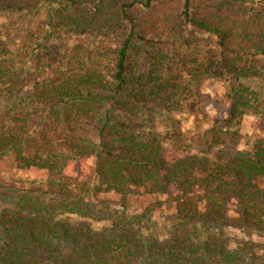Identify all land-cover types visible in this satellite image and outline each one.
Masks as SVG:
<instances>
[{"label":"trees","instance_id":"1","mask_svg":"<svg viewBox=\"0 0 264 264\" xmlns=\"http://www.w3.org/2000/svg\"><path fill=\"white\" fill-rule=\"evenodd\" d=\"M45 5L39 26L17 22ZM0 15L8 33L25 32L16 51L0 35V103L11 102L0 158L60 174L92 157L102 186L122 196L109 237L73 221L91 214L86 195L18 191L15 208L0 209V264H264L261 244L230 247L223 219L209 228L201 208L222 214L235 199L246 228L264 234V140L166 166L148 116L158 101L182 111L207 78L233 81L232 125L264 115V97L245 83L264 86V0H0ZM172 177L183 193L162 235L149 217L160 201L132 211L129 191L154 194Z\"/></svg>","mask_w":264,"mask_h":264},{"label":"rangeland","instance_id":"2","mask_svg":"<svg viewBox=\"0 0 264 264\" xmlns=\"http://www.w3.org/2000/svg\"><path fill=\"white\" fill-rule=\"evenodd\" d=\"M47 19L48 6L45 5L39 11L23 16V22H17L28 28L39 26ZM9 23L6 17L0 15V35L8 42L11 50L16 51L25 41V32L8 33ZM142 64L146 67L144 59ZM15 67H33V63L32 60L17 59ZM245 83L264 97L262 82ZM232 86L233 81L229 78H207L200 82L194 96L182 111L169 112L164 101H158L153 106L148 116L151 127L164 139L162 159L166 166L188 157H198L210 162L224 160L231 154L249 150L251 145L264 140V115L259 112H250L237 125L229 122ZM10 105L9 101L0 103V113ZM170 173L171 170H164L166 177ZM174 181L175 178L172 177L171 183L159 186L154 194H142L134 187L129 191L133 195L132 211L140 205L145 207L154 203L156 199L160 201L159 207L149 217L156 222L155 232L162 235H167L171 230V222L176 217L174 201L183 193L173 185ZM64 188L68 189L71 196L79 193L86 195L85 200L92 208L89 216L74 218L75 223L81 221L102 235H116L114 221L121 211L119 204L122 196L102 186L95 158L70 163L60 174L36 168L20 169L15 164L13 155L7 154L0 158V209H14L18 191L21 190L60 193ZM201 208L211 224L209 228L216 225V220L223 219L221 228L230 247L236 248L239 243L252 240L264 248V234L246 228L235 199L228 202L222 214L215 213L206 204H202Z\"/></svg>","mask_w":264,"mask_h":264}]
</instances>
